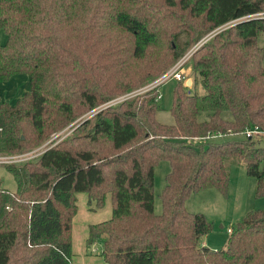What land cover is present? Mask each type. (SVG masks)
<instances>
[{
	"label": "trees",
	"instance_id": "1",
	"mask_svg": "<svg viewBox=\"0 0 264 264\" xmlns=\"http://www.w3.org/2000/svg\"><path fill=\"white\" fill-rule=\"evenodd\" d=\"M0 30V82L27 74L30 85L0 102V154L26 152L79 119L42 153L4 165L16 188L0 179V264H71L78 193L93 209L110 198V217L86 238L88 251L101 241L106 264H264V208L213 250L200 244L213 223L185 207L210 187L226 195L231 159L264 197V137L241 134L264 130V0H0ZM196 43L191 90L176 80L174 123L164 124L162 83L144 87ZM160 160L170 170L156 212Z\"/></svg>",
	"mask_w": 264,
	"mask_h": 264
},
{
	"label": "rangeland",
	"instance_id": "2",
	"mask_svg": "<svg viewBox=\"0 0 264 264\" xmlns=\"http://www.w3.org/2000/svg\"><path fill=\"white\" fill-rule=\"evenodd\" d=\"M3 36H5L4 32L0 30V42H4ZM210 36V35H208ZM6 37V36H5ZM258 44L264 47V32L260 33L257 37ZM201 43V42H200ZM200 43H196L192 47H190L183 57L186 54L192 53ZM180 60V59H179ZM178 60V61H179ZM175 65V64H174ZM173 65V66H174ZM171 66L168 70H166L162 75L166 72L170 71L173 67ZM187 67H191L190 63L187 62L183 68L182 72L186 71ZM191 70L189 73L185 74L186 80L184 83L189 81V85H187L190 89L191 87ZM160 75V77L162 76ZM159 79V78H158ZM194 79V77H193ZM176 80L174 78H169L165 80L159 89V109L157 110L156 117L158 121L164 124H173L174 119L170 113V106L172 103V89L175 84ZM151 85V84H149ZM149 85L145 86L149 87ZM142 90V89H141ZM197 93H202V88L200 85L195 86L193 91ZM136 93V92H135ZM133 93V94H135ZM131 94V95H133ZM130 96V94L124 95L116 100L109 102V104L118 102L121 98H125ZM206 113H200L199 119L202 120L205 118ZM229 115V114H226ZM86 116V115H85ZM83 116V117H85ZM230 116V115H229ZM79 119L71 123L75 124ZM65 128L62 132H56L52 134L47 140H45L42 144L37 147H34L26 152L42 150L44 149L52 140L56 139L58 136L63 134L66 130V134H69L72 129L70 127ZM238 137V136H237ZM25 153V152H22ZM17 154V153H12ZM1 153L0 155H12ZM5 164H0V179L2 182V187L14 191L16 188V183L13 179L11 173L4 167ZM170 170V166L167 160H160L155 167L154 173V208L156 212H160L161 210V202L159 194L165 184L164 177L165 174ZM229 185L226 195L221 194L217 189L210 187L200 192L191 194L185 201V207L190 212H199L202 213L207 220L213 223V229L200 239L201 242H206L205 247L209 249H221L225 248L227 245L229 232L227 231L228 227L236 224L238 221L242 219V217L250 210L264 208V197L262 198H255L254 190H255V179L251 176H248L245 172V167L242 161L238 159H231L229 163ZM81 196L85 195L84 193H79ZM80 198V197H79ZM88 205H91L88 202ZM87 205V206H88ZM87 209L88 211H86ZM83 212L87 213L85 216L84 221H82L79 226L75 222H73V243H72V263L76 264L78 262L83 264H106L102 257V243L98 241L95 245H91L89 247V251L87 256H93L90 258H86L83 254V247H84V234L87 232V226L89 223L97 222L100 220H104L110 216L111 207L110 201L106 202L103 208L90 210L88 208H84L81 201H79V210L74 218L82 215ZM222 226V227H220ZM80 228V229H79ZM202 246V245H201ZM204 246V245H203ZM86 251V250H85Z\"/></svg>",
	"mask_w": 264,
	"mask_h": 264
},
{
	"label": "crops",
	"instance_id": "3",
	"mask_svg": "<svg viewBox=\"0 0 264 264\" xmlns=\"http://www.w3.org/2000/svg\"><path fill=\"white\" fill-rule=\"evenodd\" d=\"M3 39L5 41L6 37L3 36ZM190 83H191V81H190ZM29 87H30V85H29V76L27 74H17V75L12 76L9 80H7L5 82H0V102L9 101V102L13 103L14 101H16V99H18L23 94H25L29 90ZM202 93H203V89H202ZM79 201H81V203L83 204L84 208H88L90 210H96V209H93V206H94L93 203H91V205H88V197H87L86 194L81 196L78 193L77 194V206H78L77 211L79 210ZM108 201H110L109 197H107V199H106V202H108ZM110 207H111V202H110ZM85 210L88 211L87 209H85ZM76 214H77V212H76ZM110 214H111V212H110ZM75 216H74V218H75ZM85 216H87V213L83 212L82 215H79L78 217H76L75 220L73 218V222L76 221V223L79 226V224L82 221H84ZM108 218H106V219H108ZM106 219H104V220H106ZM100 221H103V220H100ZM100 221H97V222H100ZM97 222H93V223H97ZM93 223H89L88 225L93 224ZM220 227H222V226H220ZM87 236H88V226H87V232L83 236L84 237L83 254L85 255L86 258L88 257L87 256L88 251H87V247H86V238H87ZM72 243H73V232H72ZM201 245L205 246L206 242L202 241ZM90 257H93V256H90ZM90 257H88V258H90ZM76 264H83V263L78 262Z\"/></svg>",
	"mask_w": 264,
	"mask_h": 264
},
{
	"label": "built area",
	"instance_id": "4",
	"mask_svg": "<svg viewBox=\"0 0 264 264\" xmlns=\"http://www.w3.org/2000/svg\"><path fill=\"white\" fill-rule=\"evenodd\" d=\"M191 55H192V53L190 52L189 54H186L184 57H181V59L175 63V65L170 69V71L166 72L164 75H162L159 79L154 81L151 85H149V87H146V88H150L152 86L161 84L169 78H174L175 80L185 81L186 80L185 74L190 72L191 67H187L186 68L187 70L184 72H182L181 70H182L183 66L189 61ZM241 134L245 138H261V137H264V130L260 129L258 126L255 125L252 127H247ZM218 137H221V134L209 135V136H207V139L218 138ZM42 151H43V149L25 152V153H19V154L6 155V156L0 155V164L19 163L21 161H24L26 159H29L31 157H34V156L42 153ZM227 231L230 233L231 228L228 227Z\"/></svg>",
	"mask_w": 264,
	"mask_h": 264
},
{
	"label": "water",
	"instance_id": "5",
	"mask_svg": "<svg viewBox=\"0 0 264 264\" xmlns=\"http://www.w3.org/2000/svg\"><path fill=\"white\" fill-rule=\"evenodd\" d=\"M187 85H189V81L187 82Z\"/></svg>",
	"mask_w": 264,
	"mask_h": 264
}]
</instances>
